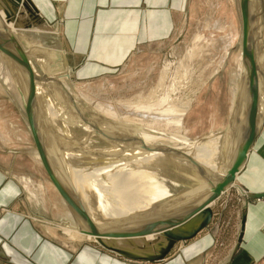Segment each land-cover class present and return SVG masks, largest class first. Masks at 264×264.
<instances>
[{
	"label": "rangeland",
	"instance_id": "rangeland-1",
	"mask_svg": "<svg viewBox=\"0 0 264 264\" xmlns=\"http://www.w3.org/2000/svg\"><path fill=\"white\" fill-rule=\"evenodd\" d=\"M176 1L178 2H176L178 10H171L174 24L172 23L169 36L163 37L162 40L141 44L123 65L101 66L95 68L98 70L88 73L70 71L68 61L71 63V58L67 59L62 51L61 37L53 34V30L50 31L49 24L40 14L43 19L41 25L39 22L32 20L29 12L21 7L19 12H22V14L16 15L19 23H27L28 20L32 24L38 23L34 25L35 32L34 30L26 31L25 28L24 30L18 28L17 25L19 27L22 25L19 23L14 24L16 27H13V31L25 40L26 44L23 45L14 34L15 40L24 51V58H21L24 61V69L21 67L22 72L24 71L23 74L28 75L29 82L33 81L32 85L36 87L41 103L43 101L42 116H44L46 101H50L52 97L56 103L54 99H57L58 95L51 88V84L56 82L51 79L49 81L51 84L46 83L45 86L44 82H41L42 86L35 82L40 78L46 81L48 79L47 75L60 73L63 70H65L66 75L63 73L64 76H61L63 75L61 74L57 83L65 86L64 89L67 90L68 96L72 98L77 106H75V109L78 112L81 109L84 110L85 113L87 112L86 116L90 115L89 117L92 116L94 119L104 115V118L107 117L106 119L113 122L123 121L124 119L129 121L130 119L134 123L135 120L133 121V119H138L135 124H140V121H147L146 117L145 119L137 115L140 111L137 108L157 110L166 107L165 103L157 105L155 99L165 100L167 88L178 84L180 87L176 89V95L173 94L172 97L177 96L180 102L191 99L189 110L178 123L164 125L165 122L162 124V120H160L161 123L153 122V127L160 131L169 130L170 133L180 134V136L182 135L190 140L199 139L201 145L211 142L210 135L219 130H224L231 119L230 90L234 82L238 81L234 74L241 67V39L244 24L241 1L238 0V3L237 0ZM0 3L3 5L1 0ZM6 41V46L8 45L12 52H17L16 43L10 39L11 45H13L11 46L8 44L9 41ZM1 62L0 57V168L19 188V195L15 197L12 207L24 211L27 215L26 218L34 220L37 225L39 224V229L41 228L44 231L47 227L52 232H56L53 237L47 236L48 239L65 242V244H68V241L77 242L73 240H90L91 244H94L93 239L88 238V235V237L85 234L83 236L78 235L79 237H70L69 234L63 232L65 227H70L73 233L81 234L72 224V218L65 203L51 180L42 152L43 149L30 129L28 114L21 104L19 91L15 84L8 87L6 85L8 81H12L6 75V71L1 70ZM49 67L50 69H48ZM186 68L188 73L185 77H182L183 70ZM232 78H235L234 82ZM37 85L46 88L47 96L43 98V95L39 93L41 89L39 90ZM149 99L154 101L148 103ZM138 102L141 103L136 104ZM89 117H85L86 121L84 119V123L89 121L95 123ZM237 122H239V119ZM95 125L98 126L96 123ZM95 125L94 128H96ZM47 127L49 129L48 133H45L47 136L44 140L45 146L53 160L54 156L58 154L57 152L60 151L61 160L64 161V165L66 164L65 169L72 182L75 179L70 165L74 166L75 171V161H80L79 158L82 159L81 161L90 163L94 158V165L97 166L96 161L100 157L99 154L97 156L92 155V158L86 155L85 160L80 152L79 156L81 157L77 155L78 152H75L74 158L70 155L69 157L63 156L62 152L68 153L75 148L70 143L73 141L72 137L65 131L63 135L66 137L62 139L61 134L57 133L56 127H52L54 135L50 132L51 129L48 123L45 125L46 130ZM77 146L80 148V145L77 144ZM75 156L79 158L77 159ZM55 158L57 159V156ZM74 188L77 192L75 185ZM110 189L114 190V194L119 201H125V196L117 190V187L112 185ZM175 190L179 192L176 196V198L179 197V200L174 206L184 204L195 194L194 192L189 193L187 184H178ZM229 191L233 193L236 189L233 188ZM184 193H188V195L186 194L183 197ZM82 198L85 200L84 197ZM85 202L88 204V201L85 200ZM104 204L106 208H111L108 203ZM131 204L126 203L123 206L129 208L128 206L131 207ZM231 205H233L232 208L234 206L239 207L235 200L231 201ZM105 207L97 206L101 211L97 223L100 222V219L106 222L122 220L120 215L117 216L119 213L112 214ZM157 207L160 208L161 205L157 204ZM87 211L92 216V212L89 209ZM102 215L106 216L107 219L101 217ZM95 219L94 217L93 220ZM109 242L112 245L119 244L122 248L133 247L135 248L134 251L145 252L149 249L137 247L146 243V238L134 240L110 239Z\"/></svg>",
	"mask_w": 264,
	"mask_h": 264
},
{
	"label": "crops",
	"instance_id": "crops-1",
	"mask_svg": "<svg viewBox=\"0 0 264 264\" xmlns=\"http://www.w3.org/2000/svg\"><path fill=\"white\" fill-rule=\"evenodd\" d=\"M31 1L61 37L69 70L84 73L123 65L141 44L169 36L171 10H178L176 0ZM18 190L0 168V264H264V122L234 184L212 203L209 226L156 262L127 259L95 240L48 239L56 232L12 207Z\"/></svg>",
	"mask_w": 264,
	"mask_h": 264
},
{
	"label": "bare ground",
	"instance_id": "bare-ground-1",
	"mask_svg": "<svg viewBox=\"0 0 264 264\" xmlns=\"http://www.w3.org/2000/svg\"><path fill=\"white\" fill-rule=\"evenodd\" d=\"M240 1L241 4L240 3L239 4L241 5L242 20H244L243 33L241 39L242 54H241V63H240L241 67L240 69L238 68L234 74L236 80L238 81H235V78H232V80L234 79L233 82L234 81L235 82L230 90L231 119L224 130H219L210 135L212 141L209 142L208 144L201 145L200 142L201 140L199 139L190 140L182 135L180 136V134L170 133L168 132L169 130L160 131L153 127V122L159 123L160 120H162L161 121L162 124L165 122L164 125H172L174 123H178L182 118V116L185 115L189 110L191 99H188L185 102H180L177 96L172 97V95L175 94L176 89L180 87L178 86V84L176 86H171L167 88L166 90L167 96L165 100H161L158 98L155 99L157 100L156 101L157 105L165 103L166 107L164 108L162 107L157 110L137 108L140 110L138 111L137 115H139L141 118L146 117L147 121L145 122L140 121L139 122L140 124H135V122L138 121V119L137 120L133 119V121L135 120L134 123L130 119L129 121L131 122H129L128 119H124L123 121L121 120L119 122H113L111 120L106 119L107 117L104 118L103 117L104 115L98 116L97 118L94 119V117L92 116L89 117L90 115L86 116L87 112L85 113V111L84 110L82 111V109L80 112H78V110L75 109L77 107L75 105V102H73L72 98L68 96L67 90L64 89L65 86L57 83L59 81L58 78L60 77V75L63 73L65 74V70H63V72L60 73H56V74L53 73L49 76L47 75L48 79H46V81L44 79H43L44 81L41 80V78L38 79V81L35 80L36 81L35 83L38 85L40 84L41 86H42L41 82L42 83L44 82V86H45L46 83H50L49 81H51V79H53V81L56 82L52 84L50 83L52 85L51 86L52 90L55 92V94L58 95V98L56 97V95H54V97L57 98L54 99L56 100V103L55 101H53L52 97L50 98V101L49 100L46 102L44 101L46 103L45 104L46 107L43 113V115L45 116V124L43 128H45L46 123H48L51 129L50 132H52V134H53L52 127H56V131L57 133L61 134L62 139L66 137L63 135V132L65 134V131L68 132L70 137H72L73 141H71L70 143H72V146H75V148L68 153L62 152L63 156L69 157L70 155L71 157H73L75 152L76 153L78 152L77 154L78 156L80 152L84 157V160L86 158V155H89L91 157L92 155L97 156V154H99L100 156L98 157L99 158L98 161H96L97 166L94 165V160H93L94 158L91 157L92 160L90 163L86 161L85 162L81 161L82 159L79 158L81 156L79 157L75 156V158L80 159V161L77 160H76L77 162L75 161L76 164L75 171H74V166L69 164L71 166L73 176L75 179L73 182L72 181L71 182L73 183V185L76 186L77 197L80 203L82 204V206L84 207L86 214L91 219V222L96 227L104 228L107 227L108 225H113L114 223L129 222L131 220L145 217L147 215L159 213L163 209L174 206L178 202L179 197L176 198V196L179 194V192H176L175 190L178 184H187L189 193L194 192L197 194L198 192H200L201 189L206 187V184L208 182L217 181L219 176L223 174L231 164L232 159L234 157V148L238 142V139L236 138L240 125V118H241L240 115H242L243 113L242 107H243L244 82L242 83V77H243V70L245 67V60H244V57H246L245 50L247 48L248 36L250 34V29L253 20L255 19V14H257L258 12V8H257L258 0H249L250 2L246 0H240ZM22 2L24 1L22 0ZM22 2L19 4L17 11L15 12V22H6V26L9 28L10 31L13 32V34H15V36H17V34L13 31V27L15 26L14 25L15 23L16 25L19 23L16 15L20 14L19 11L21 7H23ZM1 6L2 5L0 3V16L4 21L5 14L3 11V7ZM263 20L264 18L262 19V21ZM29 22H30L29 20L27 23H23V24L22 22H20L19 24L22 25L20 27L19 25L17 26L18 28H21L23 30L25 28L27 29L26 31L34 30L35 32L34 25H37L38 23L32 24ZM42 22L43 19L41 18L39 21L40 25L42 24ZM260 31H262V28ZM8 44L11 45L10 40ZM258 54H259L258 55L259 60L257 59V62H261L262 65H264V37L261 38V44L259 47ZM35 56H36V52H35ZM19 61L21 67H23L24 69V61H21L20 58ZM2 62H1V70L6 71L5 72L6 75L12 81V82L8 81L6 85L7 87L12 86L13 84H15L12 73L8 71L5 64H3L4 62L3 63ZM48 69H50V67ZM187 70H188L187 68L183 70L182 77L186 76V74L188 73ZM64 74L61 76H64ZM182 77H178V78H182ZM38 85H37L38 89L39 90L41 89L39 93H41L44 98L45 96H47L45 90L46 88L45 87L42 88L41 86ZM47 86H49V84H47ZM20 99H21V104L24 107L21 95H20ZM261 99L263 104L264 92ZM152 101L154 100L149 99L147 102L152 103ZM140 103L141 102H138L136 104H140ZM85 117L86 118L89 117L90 119H92L98 126H96L95 123H91L90 121L88 123L87 122L84 123ZM27 118L30 123L29 125L30 129L32 133L35 135L38 144L40 145L41 142L39 141L42 130L41 128H39L37 124H33L31 122L29 116ZM238 119L239 122H237ZM93 124L95 125L96 128H94ZM79 126L82 127L79 128ZM48 129L49 128L47 127V130L46 128L45 130L44 129L43 130L46 131V133H48L47 132ZM41 139H43V137H41ZM43 144H45L44 141ZM77 144L80 145V148H78ZM53 153L55 154L54 151ZM55 156L53 160L52 156H50L49 154V157L55 168V173L60 175L61 170H58V166L59 165L61 166V164L59 159H56ZM112 185L114 187H117V190L122 195L125 196V201H119L117 199V197L114 194V190L110 189L112 188ZM186 194L188 195V193H184L182 196L184 197V195ZM82 197H84L85 200L88 201V204L87 202H85V200H83ZM96 199L98 201L108 203L111 206V208H106L105 207L106 205L104 203L102 204L98 202ZM126 203L127 204L132 203L131 204L132 208L130 206H128L129 208L127 207L125 208L123 204ZM95 204L96 205L98 204L97 206L100 207L104 206L106 210H108L112 214L119 213L117 216L120 215L122 220L120 221L112 220L111 222H106L105 220L103 219L101 220L99 218L100 222L97 223V219L99 215H101L100 214L101 211L97 208ZM157 204H160L161 207L158 208ZM87 209H89V211L92 212V216L87 211ZM94 217L96 218L95 220H93ZM101 217L107 219L106 216L102 215ZM71 229L72 228L70 227L69 228L65 227L63 229L64 230L63 232L65 234H69L70 237L84 235L81 232H80L81 234H76V232L73 233ZM88 238H92L93 240H95L91 236H89ZM143 238H146L147 241H152L156 237L153 235H149ZM111 240H122V239H111Z\"/></svg>",
	"mask_w": 264,
	"mask_h": 264
},
{
	"label": "water",
	"instance_id": "water-1",
	"mask_svg": "<svg viewBox=\"0 0 264 264\" xmlns=\"http://www.w3.org/2000/svg\"><path fill=\"white\" fill-rule=\"evenodd\" d=\"M1 1L3 2L1 7H3L6 21H3L0 16V57L8 71L12 73L13 80L31 122L37 124L42 130L41 137L43 139L40 137L39 142H41L40 146L43 147L42 152L44 153L51 180L61 195L76 230L93 237L96 242L107 250L116 252L127 259L156 262L164 259L177 242L190 240L208 227L213 216L212 203L233 185L264 122V102L262 104L261 99L264 92V65L261 62H257V59L259 60L258 52L261 38L264 37V20L262 21L264 18V0H258V12L255 14V19L248 36V44L245 50L246 57H244L245 67L243 66L242 77V83L244 82L243 113L240 115V125L236 138L238 142L234 148V157L227 170L219 176L217 181L208 182L206 187L201 189L197 194L195 193L184 204L171 206L159 213L147 215L129 222L114 223L104 228L96 227L86 214L84 207L77 197L69 174L65 169L66 164L64 165L61 160L60 151L56 156L60 160L61 166L59 165L58 169L61 170V173L60 175L55 173L54 165L49 157V150L43 144V141L47 138L46 131H44L45 128H43L45 124V118L42 116L43 104L35 87L29 82L28 75L22 72L19 58H24V51L15 40L14 34L6 26V22H15V12L22 0ZM23 1V7L29 12L32 20L39 22L41 16L33 2L31 0ZM246 1L250 2L249 0ZM20 13L22 14V12ZM261 28L262 31H260ZM16 38L23 45L26 44L21 35H17ZM10 39L16 43L17 52H12L8 45L6 46V40L9 41ZM244 225L245 220L243 219L241 222L242 230L244 229ZM149 235H153L156 238L137 247H145V249L153 248V253L134 252L130 249L122 248L119 244H109L110 239L134 240Z\"/></svg>",
	"mask_w": 264,
	"mask_h": 264
}]
</instances>
